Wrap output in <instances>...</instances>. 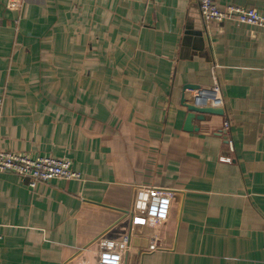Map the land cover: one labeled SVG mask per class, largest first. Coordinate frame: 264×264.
Instances as JSON below:
<instances>
[{
  "label": "crops",
  "instance_id": "obj_1",
  "mask_svg": "<svg viewBox=\"0 0 264 264\" xmlns=\"http://www.w3.org/2000/svg\"><path fill=\"white\" fill-rule=\"evenodd\" d=\"M214 84L224 114L185 130L181 97ZM0 97L1 149L80 174L0 172V264H264V27L198 0H0Z\"/></svg>",
  "mask_w": 264,
  "mask_h": 264
},
{
  "label": "built area",
  "instance_id": "obj_2",
  "mask_svg": "<svg viewBox=\"0 0 264 264\" xmlns=\"http://www.w3.org/2000/svg\"><path fill=\"white\" fill-rule=\"evenodd\" d=\"M199 12L206 23H222L232 20L241 24L264 27V15L254 8L227 5L220 8L215 0H198ZM203 104L205 106H221L219 86L214 84L210 91L206 92ZM3 100L0 97V109ZM230 129L229 123L224 122L223 132ZM230 149L233 141L227 140ZM228 159V158H226ZM0 172H11L20 177L28 178L29 185L34 186L38 182H49L54 179L63 178L68 180L80 179V174L72 169L68 160L57 159L50 156L31 157L25 154L8 152L0 147Z\"/></svg>",
  "mask_w": 264,
  "mask_h": 264
},
{
  "label": "water",
  "instance_id": "obj_3",
  "mask_svg": "<svg viewBox=\"0 0 264 264\" xmlns=\"http://www.w3.org/2000/svg\"><path fill=\"white\" fill-rule=\"evenodd\" d=\"M199 86L187 84L183 87L185 88H198ZM204 95H208L206 92H204ZM181 104L186 108L187 114L184 121V129L185 130H193L192 121L196 118L202 119L204 115L206 114H213V115H223L224 114V108L221 106H205L203 104V101L199 102H187L184 100V96L181 97ZM196 130V128H195Z\"/></svg>",
  "mask_w": 264,
  "mask_h": 264
},
{
  "label": "rangeland",
  "instance_id": "obj_4",
  "mask_svg": "<svg viewBox=\"0 0 264 264\" xmlns=\"http://www.w3.org/2000/svg\"><path fill=\"white\" fill-rule=\"evenodd\" d=\"M51 157V156H50Z\"/></svg>",
  "mask_w": 264,
  "mask_h": 264
}]
</instances>
